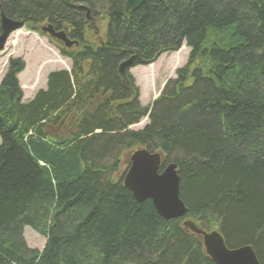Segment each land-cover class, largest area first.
<instances>
[{"label": "trees", "instance_id": "16d2710c", "mask_svg": "<svg viewBox=\"0 0 264 264\" xmlns=\"http://www.w3.org/2000/svg\"><path fill=\"white\" fill-rule=\"evenodd\" d=\"M125 1L0 0V15L35 32L72 28L79 41L62 49L71 71L49 72L29 100L20 59L1 78L0 264H214L185 220L264 264V0H144L128 12ZM86 11L107 21L98 43ZM183 43L185 65L141 107L120 63ZM139 147L176 164L184 216L164 219L124 186ZM24 227L46 238L41 251Z\"/></svg>", "mask_w": 264, "mask_h": 264}, {"label": "rangeland", "instance_id": "374dc122", "mask_svg": "<svg viewBox=\"0 0 264 264\" xmlns=\"http://www.w3.org/2000/svg\"><path fill=\"white\" fill-rule=\"evenodd\" d=\"M105 23L103 25L101 20H98L97 27L106 28ZM101 33L102 31H99V34ZM93 36L90 34L91 41H94ZM93 43L98 41L95 40ZM187 55L188 48L183 43L174 52L160 54L154 62L146 65L133 64L127 69V75L138 90L137 99L141 107L150 108L153 99L174 78L176 71L186 63ZM12 58H19L24 63L22 71L18 74V82L25 101L31 99L39 89L46 87V76L49 72L71 69L70 59L63 56L46 35L32 32L26 27L13 32L0 51V80L6 71L8 61ZM148 121L147 116H144L131 128L142 129ZM125 169L126 174L128 166ZM23 237L30 248L39 251L44 248L46 238L33 228L24 227Z\"/></svg>", "mask_w": 264, "mask_h": 264}, {"label": "water", "instance_id": "95a60500", "mask_svg": "<svg viewBox=\"0 0 264 264\" xmlns=\"http://www.w3.org/2000/svg\"><path fill=\"white\" fill-rule=\"evenodd\" d=\"M144 0H126L125 11L139 7ZM1 33L0 50L5 41L16 29L23 26V21H15L0 15ZM52 37L61 40L66 46L73 42L66 38L63 31L56 32L48 24L42 28ZM132 57L122 62L118 71L124 75L127 67L132 63ZM162 157L158 152H150L139 148L129 156V167L123 178L124 186L139 202L150 200L156 212L164 219L180 218L187 212V207L179 196L180 179L175 164H169L160 170ZM184 226L200 235L206 254L214 264H260L253 249L249 245L237 248H228L223 236L217 230L203 231L191 221H185Z\"/></svg>", "mask_w": 264, "mask_h": 264}, {"label": "flooded vegetation", "instance_id": "af4514ba", "mask_svg": "<svg viewBox=\"0 0 264 264\" xmlns=\"http://www.w3.org/2000/svg\"><path fill=\"white\" fill-rule=\"evenodd\" d=\"M88 20V24H87V26H86V30H90V29H92V30H94V33H95V35L96 36H98L99 35V30L100 31H102V28H101V26H99V27H97V21L99 20H97V19H92V18H87ZM54 28V30H62L65 34H66V36L68 37V38H70V39H72V40H77L75 37H72V34H71V32H72V28H67V29H60V28H57V27H53ZM95 36V37H96ZM51 42H52V44L56 47V48H61L62 47V43L60 42V41H58V40H55V39H49ZM78 41V40H77Z\"/></svg>", "mask_w": 264, "mask_h": 264}]
</instances>
